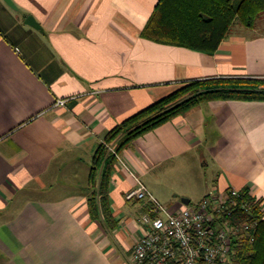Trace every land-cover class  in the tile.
<instances>
[{"label":"crops","instance_id":"obj_1","mask_svg":"<svg viewBox=\"0 0 264 264\" xmlns=\"http://www.w3.org/2000/svg\"><path fill=\"white\" fill-rule=\"evenodd\" d=\"M159 1L0 0V264H133L138 180L174 210L229 188L264 210V102L229 100L125 149L110 185L117 228L92 218V159L118 124L193 80L264 78L261 25L235 23L213 55L157 43L142 33Z\"/></svg>","mask_w":264,"mask_h":264},{"label":"trees","instance_id":"obj_2","mask_svg":"<svg viewBox=\"0 0 264 264\" xmlns=\"http://www.w3.org/2000/svg\"><path fill=\"white\" fill-rule=\"evenodd\" d=\"M264 21V0H160L142 36L148 40L215 54L239 22L255 28ZM264 102V78L201 79L183 84L178 90L129 117L111 130L92 159L89 199L93 219H102L111 230L118 221L110 201L115 153L121 155L144 134L173 121L210 101ZM114 147L115 153L110 148ZM250 211L245 220L257 222L256 230L237 242L235 264H264V210L262 202L243 190Z\"/></svg>","mask_w":264,"mask_h":264},{"label":"built area","instance_id":"obj_3","mask_svg":"<svg viewBox=\"0 0 264 264\" xmlns=\"http://www.w3.org/2000/svg\"><path fill=\"white\" fill-rule=\"evenodd\" d=\"M110 150L115 153L114 147ZM126 197L147 206L139 221L141 236L133 248V264H235L237 242L257 228V222L244 221L250 204L243 190L235 188L211 191L199 203L175 210L163 205L140 180Z\"/></svg>","mask_w":264,"mask_h":264},{"label":"rangeland","instance_id":"obj_4","mask_svg":"<svg viewBox=\"0 0 264 264\" xmlns=\"http://www.w3.org/2000/svg\"><path fill=\"white\" fill-rule=\"evenodd\" d=\"M261 24V27L259 28L260 30H262V29H264V21L262 20L261 22H260ZM237 24H240L239 22H237ZM210 184H212V181H210ZM182 185L183 184H180V183H178V182H174V183H172V184H170L169 186V189H171L170 190V192L168 191V190H165V189H162L163 188V186H165V185H163L162 186V188H161V192H162V194H164V193H166V194H169V193H172V194H174L175 193V190H176V188L177 189H179V188H181L182 187ZM200 194V193H199ZM202 197L203 196H199V197H196L195 199H193V201H192V203L191 204H197V203H199L200 201H202L203 199H202ZM161 201V203L163 204V205H165V206H168L169 204H167V202L165 201V200H160ZM169 207V206H168ZM187 207V206H186Z\"/></svg>","mask_w":264,"mask_h":264},{"label":"water","instance_id":"obj_5","mask_svg":"<svg viewBox=\"0 0 264 264\" xmlns=\"http://www.w3.org/2000/svg\"><path fill=\"white\" fill-rule=\"evenodd\" d=\"M5 1L11 8L18 10V7H17L16 3L14 2V0H5ZM26 24H28V25L36 28V29L42 30L41 24L39 22H37V20L33 16L27 17ZM210 192L211 191H209L207 194H210ZM182 202L184 205L190 204V200H188V199H183Z\"/></svg>","mask_w":264,"mask_h":264}]
</instances>
